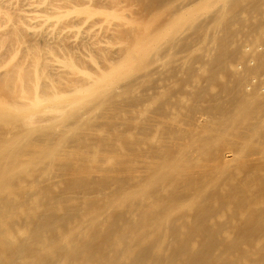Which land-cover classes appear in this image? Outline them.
<instances>
[{"label": "bare ground", "instance_id": "obj_1", "mask_svg": "<svg viewBox=\"0 0 264 264\" xmlns=\"http://www.w3.org/2000/svg\"><path fill=\"white\" fill-rule=\"evenodd\" d=\"M143 1L34 28L0 6V264H264V0ZM73 12L126 23L122 55L23 40Z\"/></svg>", "mask_w": 264, "mask_h": 264}, {"label": "rangeland", "instance_id": "obj_2", "mask_svg": "<svg viewBox=\"0 0 264 264\" xmlns=\"http://www.w3.org/2000/svg\"><path fill=\"white\" fill-rule=\"evenodd\" d=\"M0 6H2L1 9L3 8V11L8 14L9 18L14 22L27 23L28 25L26 24V26L31 28H34V25L36 26L38 24L34 19H27L30 18L28 16L29 10L37 11L36 14L47 15L51 18L53 15L65 13L71 8L105 9L135 19H145L149 12L145 10L147 8L143 0H47V2L44 0H0ZM24 10H26V12ZM25 13L28 15L26 14V16ZM55 23L56 24L52 27L46 24L42 33H39L40 35L36 34L34 36L33 29V31H31L33 32L32 35L23 32V40L30 49L34 46L42 49L41 54L44 56L46 53L45 57L52 55L64 57L69 53H73L77 63L89 69L92 68V64L85 60L86 56H95L98 59V65L103 66L107 58L121 56L123 52L122 49L127 41H129L130 27L128 28L126 23L115 21L105 22L103 16L99 14L86 17L83 14L78 15L73 12L66 18L58 19ZM73 23H76L78 27L70 29ZM1 24L4 27L0 29V40L5 39L7 47L15 49V38H11L9 31H6L8 25L3 15H0V25ZM52 30L54 32L50 33ZM5 52V48L0 49V56ZM4 55L6 56V54ZM4 55L3 57H5ZM20 58V65L24 64V66H27V61L25 59L26 51L23 49L20 50ZM51 72L53 78L58 83L60 80L65 84L72 79L70 75L64 74L60 70L52 69ZM64 84L60 86L64 87Z\"/></svg>", "mask_w": 264, "mask_h": 264}]
</instances>
